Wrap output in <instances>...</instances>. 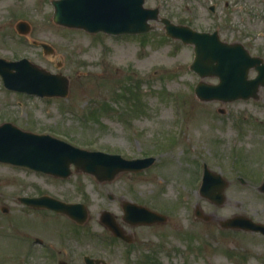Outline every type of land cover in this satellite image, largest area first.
<instances>
[{
    "label": "rangeland",
    "instance_id": "rangeland-1",
    "mask_svg": "<svg viewBox=\"0 0 264 264\" xmlns=\"http://www.w3.org/2000/svg\"><path fill=\"white\" fill-rule=\"evenodd\" d=\"M145 6L193 28H207L212 16L230 11L232 24L254 35L252 47L264 46V0H146ZM53 14L52 0H0V57H27L69 83L65 96H40L8 89L0 76V124L12 122L90 150L156 160L108 183L82 171L61 178L0 162V264H57L63 257L68 264H86V254L105 259L101 264H264L262 234L222 226L232 218L264 222V192L258 188L264 180V88L259 100H201L196 84L218 78H202L190 68L193 45L167 36L161 19L149 20L148 32L111 34L65 27ZM20 21L30 24L28 33L19 31ZM42 42L54 50L45 51ZM205 163L228 180L220 202L201 193ZM43 194L85 203L87 221L79 224L18 198ZM124 200L168 219L126 224ZM206 203L230 209L216 218ZM104 209L135 237L131 244L100 223ZM49 245L55 246L54 257L43 251Z\"/></svg>",
    "mask_w": 264,
    "mask_h": 264
},
{
    "label": "water",
    "instance_id": "water-1",
    "mask_svg": "<svg viewBox=\"0 0 264 264\" xmlns=\"http://www.w3.org/2000/svg\"><path fill=\"white\" fill-rule=\"evenodd\" d=\"M145 0H54L53 19L69 27L84 28L88 31L105 30L108 32H142L151 29L148 20L157 18L158 9L144 7ZM167 34L180 37L186 43H194L195 57L190 67L201 77L218 76L217 84L200 81L196 94L202 100L218 99L223 102L239 98L256 97L261 85H264L263 71L256 78H249V68L259 59L251 57L240 45H227L218 40L208 39L190 27L175 25L168 19ZM20 32L28 33L27 22L18 23ZM46 51L52 48L43 43ZM0 75L7 88L31 94L48 96H65L68 94V78L59 73L40 67L28 58L9 60L0 57ZM0 161L26 165L59 177H68L76 171L93 174L99 181H112L123 171H140L150 166L155 157L126 159L120 154L88 150L77 147L63 139L47 133H36L21 129L12 122L0 124ZM216 182V185L213 184ZM228 181L220 173L206 169L201 192L212 200L224 199L223 189ZM217 186V190H215ZM264 191V183L260 187ZM25 199V198H24ZM38 206H47L68 214L74 220L83 223L88 218V208L84 203H68L49 196L26 198ZM125 217L132 224L165 221L166 215L132 202L124 204ZM197 214L208 219L200 210ZM103 215L112 219L110 211ZM226 226H239L264 233V223L246 221L233 222ZM111 229L117 236H125L124 231L109 221ZM88 264H99L104 260L85 256Z\"/></svg>",
    "mask_w": 264,
    "mask_h": 264
},
{
    "label": "flooded vegetation",
    "instance_id": "flooded-vegetation-1",
    "mask_svg": "<svg viewBox=\"0 0 264 264\" xmlns=\"http://www.w3.org/2000/svg\"><path fill=\"white\" fill-rule=\"evenodd\" d=\"M200 2L203 3V0H200ZM208 9H209L210 12H212V13L214 12L215 13L217 11V5L215 3H211V4L208 5ZM260 11L261 10H259L258 13H260ZM229 14H230V11H224L223 16H222V13L221 14H218L216 17H213L212 16L211 17L212 21L210 19V22H209L210 26L209 27H207V28L199 27V28H194V29L198 30L200 33H203L204 32V33L208 34L209 37L212 40H217L219 38V39L225 41L226 43L239 44V45L243 46L244 48H246V50L250 54H252L257 59H259V61H257L259 63L254 62L253 65H252V67L249 70L250 77H254V76H256L259 73L258 66L260 68H262V71H263V64H264V46L263 45L260 46L258 44V47L253 48L252 45L254 44V42L250 41L249 39H254V35L252 37V35L249 34L250 31H249V28L247 26L245 28L246 31L242 27H240V26L239 27L238 26H234L232 24V22H231L232 20H231V17L229 16ZM242 30H244V31H242ZM259 36H261L259 38H264V31H260V35ZM259 96H258V98H259ZM261 121H264V120L261 119ZM110 197L113 198L112 195ZM123 203H124V201H122V203H121L122 209H123ZM116 218H117L118 222L120 223V225L122 226L121 221L119 220V218L117 217V215H116ZM121 219L126 224L131 225L129 222H127L125 220L124 214L121 217ZM131 226H133V225H131ZM126 232H128V231L126 230ZM129 237H131V238H133L135 240V237L131 233H130ZM49 247L50 248L43 247V248L47 249V250H43V251H44V253L48 257L51 256V254H52V257H54L56 251L53 250V249H55V246L54 245H50ZM57 261L60 264V263H62V261H65L66 262L67 260L63 257V258H61V259H59Z\"/></svg>",
    "mask_w": 264,
    "mask_h": 264
},
{
    "label": "bare ground",
    "instance_id": "bare-ground-1",
    "mask_svg": "<svg viewBox=\"0 0 264 264\" xmlns=\"http://www.w3.org/2000/svg\"><path fill=\"white\" fill-rule=\"evenodd\" d=\"M205 209H206V211H208L211 214H213L214 217H216V218H223L224 215H225V212L226 211H229L230 208L228 206H225V207H222L220 209H214L211 204L206 203L205 204ZM218 210H220V211L218 212Z\"/></svg>",
    "mask_w": 264,
    "mask_h": 264
}]
</instances>
